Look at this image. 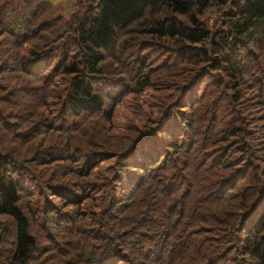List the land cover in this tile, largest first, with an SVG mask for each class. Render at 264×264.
<instances>
[{"label":"trees","instance_id":"1","mask_svg":"<svg viewBox=\"0 0 264 264\" xmlns=\"http://www.w3.org/2000/svg\"><path fill=\"white\" fill-rule=\"evenodd\" d=\"M14 1L0 264H264V0Z\"/></svg>","mask_w":264,"mask_h":264},{"label":"rangeland","instance_id":"2","mask_svg":"<svg viewBox=\"0 0 264 264\" xmlns=\"http://www.w3.org/2000/svg\"><path fill=\"white\" fill-rule=\"evenodd\" d=\"M11 3L13 4L14 2L10 0ZM54 2L61 3L64 5V9L67 13L71 12L72 10V4L74 0H52ZM221 15H217V13L213 10H208L207 13L203 16L200 17V20L204 22L206 25L209 26V28L215 27L218 22L220 21ZM27 47L30 46V44H26ZM24 51H22L23 53ZM112 96H116L119 98V102L116 104L114 108V125L116 127L120 128L121 123L123 120H125L128 116L132 115L133 108L130 106L131 99L137 98V97H142L144 99L149 100L150 97L149 94H151V89L147 88L142 91V93L135 91L132 92L128 90L125 94L122 95V92H117L116 89L111 90ZM1 139V137H0ZM5 140V138H4ZM9 152H12V149L10 145L8 144ZM2 230V229H1ZM0 251H1V246H0Z\"/></svg>","mask_w":264,"mask_h":264}]
</instances>
